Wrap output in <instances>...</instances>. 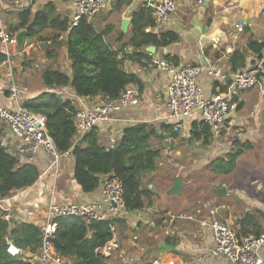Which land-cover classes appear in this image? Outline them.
Wrapping results in <instances>:
<instances>
[{
    "label": "crops",
    "instance_id": "obj_1",
    "mask_svg": "<svg viewBox=\"0 0 264 264\" xmlns=\"http://www.w3.org/2000/svg\"><path fill=\"white\" fill-rule=\"evenodd\" d=\"M75 2L20 0L16 4L15 0H0L1 22L6 31L15 38L21 31L26 33L22 47L16 44L9 48L12 81L27 90L23 101L49 91L41 80L44 70L58 69L68 76L71 70L64 46L66 34L54 39L56 31L47 25L37 28L36 34L30 38L27 29L20 27L19 15L27 12L28 25H31L38 12L52 6L51 17L61 16L71 21ZM124 3L119 6L117 0H113L90 22L97 32H106L105 41L112 50L125 56L122 57L125 72L134 75L138 81L126 89L138 90L141 100L138 105L112 115L109 121L95 129L99 144L110 149L120 141L125 127L151 125L162 137L161 144L158 142L162 150L155 170L141 177V189L152 196L144 200L142 209L127 211L117 220L114 225L116 248L108 256H102L104 262L147 264L159 258L175 264H229L222 257L210 256L212 231L201 222L217 218L241 239L253 237L258 227L264 233V50L261 59L250 51L246 52L242 71L258 69L261 84L238 96V109L228 117L219 137L211 134L210 125L198 113L183 120L178 132L173 131V125L165 120L168 115L166 88L169 76L166 69L157 67L153 61L168 62L165 56H169L178 60V67L220 68L225 79L219 81L203 72L197 82L206 99L223 91L234 73L231 69V60L237 56L232 57L234 52L245 51L249 37L257 42L264 40V0H176V10L169 22L161 25L155 21L156 26L146 29V32L174 31L180 40L152 52L146 48L135 51L128 46L132 15L146 8L144 1L125 0ZM123 19L129 22L125 30L121 24ZM138 54L141 56H135ZM9 82L4 67H0V104L5 107L13 106L6 91ZM52 91L63 100L71 101L77 111L80 109L78 97L71 87ZM81 100L92 106L103 98L97 96ZM194 123L209 126L207 142L203 138L190 140ZM167 127L176 135L172 136ZM3 131L0 141L16 157L18 142L4 128ZM80 139L76 134L74 144ZM239 149L243 152L236 159L232 172L213 171L216 161L227 160V155ZM33 165L39 171L36 182L29 188L13 191L5 199L6 211L0 216L3 220L2 215H7L9 220L3 221L9 226L30 224L40 229L45 223L50 202L83 204L101 199L100 185L93 192L84 193L75 183L71 155L61 160L55 173L43 175L49 158L41 151ZM175 178L182 180L179 194L172 193ZM221 189L223 192H218ZM210 210L216 211L215 216L209 214ZM246 215H254L258 227H241V220ZM96 253L101 256L99 251ZM22 257L31 264H39V252L35 255L24 250Z\"/></svg>",
    "mask_w": 264,
    "mask_h": 264
},
{
    "label": "trees",
    "instance_id": "obj_2",
    "mask_svg": "<svg viewBox=\"0 0 264 264\" xmlns=\"http://www.w3.org/2000/svg\"><path fill=\"white\" fill-rule=\"evenodd\" d=\"M124 2L125 0H117L119 6ZM52 12V6L38 12L31 25H28L27 12L21 13L20 27L27 29L30 38L36 34L37 28L47 25L56 31L54 39L66 34L64 46L70 62L71 75L68 76L58 69L44 70L41 80L49 91L25 99L22 106L31 113L45 117L46 132L57 151H70L74 162L73 179L84 193L96 190L102 177H114L122 184L125 209L127 211L142 209L145 206L144 200L150 198L152 194L141 189V177L155 170L162 150L155 144L158 142L161 144L162 137L157 134L153 126L136 124L125 127L120 141L110 149L99 144L95 128L74 144L77 134L75 127L77 110L71 101L63 100L52 91L69 86L78 98L100 96L103 99L113 100L117 99L129 85L138 84V81L134 75L125 72L123 53L112 50L106 43V32H97L91 22L85 18L80 19L76 26L70 27L68 18L51 17ZM152 14L151 8H143L132 15L128 46L135 51H142L149 46L156 49L166 48L180 40L174 31H161L157 34L146 32V29H153L156 26ZM59 44L58 42L57 45ZM263 50L264 40L257 42L249 37L246 50L234 52L232 57L235 54L237 56L231 60L232 71L243 72L246 52L250 51L261 59ZM135 56L139 57L141 54ZM165 57L168 63L178 65L177 59ZM166 129L171 131L170 127ZM3 132L0 126V138ZM172 134V136L176 135ZM190 134L191 141L203 138L207 142L210 128L204 123H194ZM242 152L241 149L236 150L235 153L227 155V160L216 161L213 164V171L225 174L232 172L235 161ZM38 177L39 171L35 165L20 163L0 141V199H6L13 191L29 188ZM116 222H86L75 217L57 219L56 233L52 240L56 255L68 264H105L104 258L96 251L111 239L110 225L114 226ZM257 223L254 215H246L241 220V227H258ZM261 234H263L261 228L258 227L253 237H259ZM41 241L39 228L30 224L11 227L0 216V264H31L22 256L8 255L7 242L36 255Z\"/></svg>",
    "mask_w": 264,
    "mask_h": 264
},
{
    "label": "built area",
    "instance_id": "obj_3",
    "mask_svg": "<svg viewBox=\"0 0 264 264\" xmlns=\"http://www.w3.org/2000/svg\"><path fill=\"white\" fill-rule=\"evenodd\" d=\"M20 0H15L19 3ZM113 0H76L75 14L71 18L70 27L77 25L82 18L91 21L102 9L108 7ZM146 8L153 10L158 24L169 22L176 10V0H143ZM217 41V40H216ZM215 42V40L213 41ZM16 38L9 34L1 22L0 15V67H4L6 77L10 80L6 91L12 101V107L0 104V125L18 142L16 158L18 161L33 164L41 151L49 158V165L43 172H56L61 160L70 157V151L59 152L45 129V117L34 114L23 108V98L26 88L12 81L11 55L9 48L16 45ZM159 68H164L169 76L166 99L168 115L166 122L173 125V131H179V125L194 113L211 127V134L219 137L225 127L228 117L235 113L238 106V96L246 91L260 86L259 70L235 72L223 91L204 98L202 87L197 78L204 72L216 80L225 79V73L215 66L184 68L174 66L165 61H153ZM141 95L136 89H126L117 99H103L96 105L87 106L78 98L80 109L75 114L77 135L83 137L97 125L107 122L111 116L127 107L140 103ZM101 199L83 204H56L50 202L46 209V219L41 231V246L39 249V264H68L56 255L52 240L55 237L59 218L75 217L86 222L117 221L126 215L124 206L123 187L114 177H104L101 182ZM5 199H0V214L5 212ZM4 214V213H3ZM215 216L216 211L210 210ZM8 221L7 215H2ZM202 226H209L212 231L213 248L209 251L212 257H222L229 264H264V233L259 237L239 238L225 223L217 218L202 221ZM111 239L105 246L98 249L101 256H108L116 248L115 226L110 225ZM22 249L7 242L6 252L12 257H21ZM147 264H175L174 261L153 259Z\"/></svg>",
    "mask_w": 264,
    "mask_h": 264
},
{
    "label": "water",
    "instance_id": "obj_4",
    "mask_svg": "<svg viewBox=\"0 0 264 264\" xmlns=\"http://www.w3.org/2000/svg\"><path fill=\"white\" fill-rule=\"evenodd\" d=\"M128 20L127 19H123L122 20V28L125 30V28L128 26ZM25 31H21V32H19L17 35H16V42H17V45L19 46V47H22V45H23V40H24V37H25ZM147 50H149V51H154V47L153 46H149V47H147L146 48ZM181 186H182V180L180 179V178H175L174 179V187H173V189H172V193L173 194H179L180 193V191H181ZM218 192H223V189H221L220 191H218Z\"/></svg>",
    "mask_w": 264,
    "mask_h": 264
},
{
    "label": "rangeland",
    "instance_id": "obj_5",
    "mask_svg": "<svg viewBox=\"0 0 264 264\" xmlns=\"http://www.w3.org/2000/svg\"><path fill=\"white\" fill-rule=\"evenodd\" d=\"M155 145H157L158 146V144L156 143Z\"/></svg>",
    "mask_w": 264,
    "mask_h": 264
}]
</instances>
